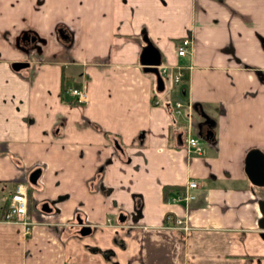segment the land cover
Returning <instances> with one entry per match:
<instances>
[{"label": "crops", "instance_id": "1", "mask_svg": "<svg viewBox=\"0 0 264 264\" xmlns=\"http://www.w3.org/2000/svg\"><path fill=\"white\" fill-rule=\"evenodd\" d=\"M149 41L162 86L140 59ZM253 148L264 155V0H0V212L40 167L28 228L0 219V264H264ZM189 178L194 198L172 199Z\"/></svg>", "mask_w": 264, "mask_h": 264}, {"label": "built area", "instance_id": "2", "mask_svg": "<svg viewBox=\"0 0 264 264\" xmlns=\"http://www.w3.org/2000/svg\"><path fill=\"white\" fill-rule=\"evenodd\" d=\"M191 39L190 37H183L178 40L176 45L177 53L184 54L190 47ZM168 66L164 65L159 68L160 73H166L168 71ZM172 78L174 81H177L184 77V71L182 68H174L172 70ZM67 94L74 96L80 100H85L86 94L82 87L80 86H69L65 89ZM182 102L176 100L173 105V111L176 117H179L182 113ZM182 129L183 141L185 143V147L188 151L201 153L203 150L201 144V135L194 130V126L190 123L189 120H183L180 124ZM25 177L23 180H19L16 182L13 191L8 194L6 198V204L0 212V219L8 222L19 221L25 224V227L28 228V224L30 220L25 218L28 211V189H27V179ZM39 180V179H38ZM197 186V181L194 178H189L184 184L183 189L179 190L172 199L176 201H184L188 202L194 198V193L192 188ZM165 225L172 229H179L183 231H187L190 229V225L188 224L185 216L179 214H167Z\"/></svg>", "mask_w": 264, "mask_h": 264}, {"label": "water", "instance_id": "3", "mask_svg": "<svg viewBox=\"0 0 264 264\" xmlns=\"http://www.w3.org/2000/svg\"><path fill=\"white\" fill-rule=\"evenodd\" d=\"M140 59L144 64H146L145 67L147 70L153 71L156 74L157 83L159 84V86H162L163 79L157 66L160 63V52L158 51L157 47L152 44V42H147V44L143 47ZM26 65H28V62L26 60H15L12 62V66L15 69H19ZM245 171L252 183L257 185H264V155L259 149L253 148L248 151L245 159ZM39 174L40 167L33 168L28 175L29 181L36 182ZM41 208L45 211H49L51 209V206L47 201H44L41 204ZM124 217V214H119L120 219H123ZM77 218L79 223H81L79 231L82 234L90 232V226L86 223H83L82 218H80L79 216ZM260 224L264 226V216L260 219Z\"/></svg>", "mask_w": 264, "mask_h": 264}, {"label": "trees", "instance_id": "4", "mask_svg": "<svg viewBox=\"0 0 264 264\" xmlns=\"http://www.w3.org/2000/svg\"><path fill=\"white\" fill-rule=\"evenodd\" d=\"M24 37H25V34H23V33L19 36V42L22 43V44L24 43L23 42L24 39H25ZM170 187H178V186H165L164 190H166V192H168V189H170Z\"/></svg>", "mask_w": 264, "mask_h": 264}]
</instances>
